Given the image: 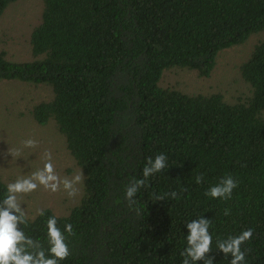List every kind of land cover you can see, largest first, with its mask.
Here are the masks:
<instances>
[{
	"label": "trees",
	"instance_id": "16d2710c",
	"mask_svg": "<svg viewBox=\"0 0 264 264\" xmlns=\"http://www.w3.org/2000/svg\"><path fill=\"white\" fill-rule=\"evenodd\" d=\"M16 1L0 0V17ZM260 33L264 0H42L31 60L0 52V81L51 90L31 117L54 124L84 179L65 215L43 209L26 233L43 240L53 215L61 229L71 223L72 254L61 264H181L186 223L204 216L212 222L214 264L231 259L216 238L248 228L246 264H264V40L239 66L245 93L232 104L220 93L159 85L171 70L209 78L219 52ZM161 153L167 167L137 193L138 215L125 188ZM228 175L238 181L231 199L205 196ZM6 185L0 176V199ZM172 191L178 199H154Z\"/></svg>",
	"mask_w": 264,
	"mask_h": 264
},
{
	"label": "rangeland",
	"instance_id": "374dc122",
	"mask_svg": "<svg viewBox=\"0 0 264 264\" xmlns=\"http://www.w3.org/2000/svg\"><path fill=\"white\" fill-rule=\"evenodd\" d=\"M42 0H17L0 17V52H5L14 62L31 60L30 34L39 24ZM264 40V33L251 36L240 46L221 51L216 56L215 67L209 78H199L189 70L164 72L160 87L175 88L188 94L220 93L223 99L232 104L245 93L239 79L238 68L250 55L253 47ZM52 97L51 90L44 85L34 86L15 81H0V176L9 183L18 176H27L37 168L43 167V154L51 152L57 173L71 179L79 170L69 156L64 137L52 122L38 126L31 117L32 107ZM34 139L35 148H23L20 157L12 158L4 153L7 149L22 147V141ZM68 197L63 190L52 193L38 188L23 197L25 207L31 217L37 208L50 209L55 215H65L68 209L80 199Z\"/></svg>",
	"mask_w": 264,
	"mask_h": 264
},
{
	"label": "clouds",
	"instance_id": "9594fccd",
	"mask_svg": "<svg viewBox=\"0 0 264 264\" xmlns=\"http://www.w3.org/2000/svg\"><path fill=\"white\" fill-rule=\"evenodd\" d=\"M38 142L34 139L22 141V147L7 149L4 153L17 158L22 154L23 148H35ZM43 167L37 168L27 176H18L14 181L7 183L6 191L0 199V264H61L72 254L69 238L74 236V229L71 223H66L61 229L58 226L57 216H49L46 219V235L42 240L28 235L25 229L30 223V219L25 207H22L23 197L35 192L38 188L55 193L63 190L68 197L72 198L79 194L77 185L83 183V171H78L71 179L61 177L52 161L51 152L45 151L43 154ZM167 167V156L157 154L155 158L149 157L142 170V178H133L125 188V200L130 207H133L137 214L141 209L137 207L135 199L141 189L150 187L149 178L156 173L162 172ZM203 175L196 177V183L203 182ZM238 187V181L231 175L223 177L219 183L210 186L205 192V196L213 199L229 200L232 198L233 190ZM182 191H187L183 189ZM155 200H164L165 197L178 199L176 191L159 195L153 193ZM230 209L224 210V215L229 216ZM35 215L43 217L45 212L42 208H37ZM212 227L210 219L200 216L186 223L188 234L186 236V247L181 251L183 257L181 264H214L213 257L208 254L212 251L213 235L209 231ZM254 230L248 228L242 230L238 235H229L226 239L217 237L215 240L216 249L230 255V264H246V253L250 249H243L242 245L250 242L253 238Z\"/></svg>",
	"mask_w": 264,
	"mask_h": 264
}]
</instances>
